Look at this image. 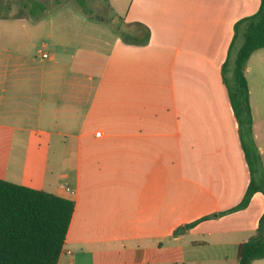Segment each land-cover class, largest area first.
Returning a JSON list of instances; mask_svg holds the SVG:
<instances>
[{"label":"crops","instance_id":"crops-1","mask_svg":"<svg viewBox=\"0 0 264 264\" xmlns=\"http://www.w3.org/2000/svg\"><path fill=\"white\" fill-rule=\"evenodd\" d=\"M259 5L128 0L112 9L125 31L150 30L145 46L87 18L70 39L0 48V180L74 203L57 264H237L264 195L204 218L239 204L250 181L221 67L235 23ZM2 23L28 43L38 26ZM198 248L213 253L186 256Z\"/></svg>","mask_w":264,"mask_h":264},{"label":"trees","instance_id":"trees-1","mask_svg":"<svg viewBox=\"0 0 264 264\" xmlns=\"http://www.w3.org/2000/svg\"><path fill=\"white\" fill-rule=\"evenodd\" d=\"M19 1L26 13L33 17L35 0ZM129 28V31L120 32L124 43L136 46L148 44L151 36L148 28L139 23L129 24ZM233 30V39L221 67V76L238 124V135L250 181L239 204L204 220L243 210L255 193L260 192L264 195V177L257 183L250 163V156L260 164L261 159L253 138L249 89L245 77L249 58L255 52L264 49V0H260L255 14L235 23ZM238 39L241 42L230 65L231 50ZM73 209L74 203L70 200L0 180V264H57ZM196 224L195 222L181 227L174 234L183 233ZM262 259H264V213L259 219L256 233L239 245L237 264H251Z\"/></svg>","mask_w":264,"mask_h":264},{"label":"rangeland","instance_id":"rangeland-1","mask_svg":"<svg viewBox=\"0 0 264 264\" xmlns=\"http://www.w3.org/2000/svg\"><path fill=\"white\" fill-rule=\"evenodd\" d=\"M114 0H35L33 6V17L29 16L20 5L19 0H0V48L9 50L13 47L15 51L16 45H26L28 49L34 45L40 47L41 41H46L47 36L51 38L70 39L71 35L79 30L84 20L90 18L93 21L105 22L115 31L124 32V24L122 19L116 16L113 9L118 11L125 8L128 0H117L115 7ZM112 5V6H111ZM114 6V7H113ZM113 7V9H112ZM89 11V12H88ZM27 18L36 23L38 26L33 27L31 32V42L24 39L23 31L16 26L11 29L6 26L10 23H2L3 20H17ZM9 27V28H8ZM37 27V28H36ZM38 29V30H37ZM99 30L97 31V33ZM102 33V32H101ZM99 35V34H97ZM10 42V43H9ZM241 40L238 39L231 50L230 65L234 61L238 46ZM247 62L248 67L245 77L248 87L251 91L250 100L255 115V132L257 136V144L261 147L263 155L260 154L261 164L253 156H250L253 177L257 183L264 177V49H261ZM252 114V113H251ZM256 147L258 148V145ZM260 153V151H259ZM261 166V167H260ZM201 249L197 252L187 253L186 256L200 258ZM212 255L211 251H208ZM204 256H209L203 254ZM214 264V263H207Z\"/></svg>","mask_w":264,"mask_h":264},{"label":"built area","instance_id":"built-area-1","mask_svg":"<svg viewBox=\"0 0 264 264\" xmlns=\"http://www.w3.org/2000/svg\"><path fill=\"white\" fill-rule=\"evenodd\" d=\"M41 56H42V58H47V56H48V55H47V54H44V53H42V54H41ZM96 135H97V136H99V135H100V133H96Z\"/></svg>","mask_w":264,"mask_h":264}]
</instances>
